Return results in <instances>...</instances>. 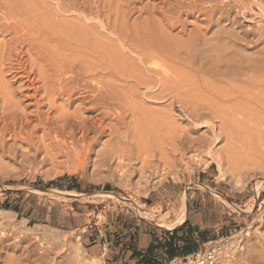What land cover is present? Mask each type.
I'll use <instances>...</instances> for the list:
<instances>
[{
  "label": "bare ground",
  "instance_id": "obj_1",
  "mask_svg": "<svg viewBox=\"0 0 264 264\" xmlns=\"http://www.w3.org/2000/svg\"><path fill=\"white\" fill-rule=\"evenodd\" d=\"M195 15L203 17L204 30L188 28ZM248 17L254 25L243 24ZM189 73L225 89L190 108L188 125L212 119L215 141H226L231 156L264 154V0H0V159L17 156L22 145L29 147L22 159L33 163L38 151L52 147L72 150L81 163L96 151L104 164L143 177L155 169L156 156L174 159L211 143L174 128L167 107L154 117L158 110L148 111L138 97L140 88L151 101L179 95ZM186 93L177 96L185 108ZM183 214L161 226L174 229ZM34 237L8 264L47 263ZM63 250L56 246L49 263L68 258Z\"/></svg>",
  "mask_w": 264,
  "mask_h": 264
},
{
  "label": "rangeland",
  "instance_id": "obj_2",
  "mask_svg": "<svg viewBox=\"0 0 264 264\" xmlns=\"http://www.w3.org/2000/svg\"><path fill=\"white\" fill-rule=\"evenodd\" d=\"M202 18L198 15L191 17L188 28L193 31L197 27L196 25L201 24L198 27L204 30L205 22ZM253 22V19L248 17L244 19L243 24L254 25ZM214 30H209L207 33L209 32L208 34L211 35ZM183 36L181 38L186 41L187 36ZM254 51L249 52L253 53ZM175 71L177 73L178 69ZM146 75L149 77L148 74ZM189 75H187L186 84L189 82L187 85L190 90L185 85V89L179 91V95L188 92L185 95V98L187 96L186 99L184 98L185 100H189L191 96L194 97L189 102L184 100V103L189 104L187 108L183 107L184 104L178 101L179 97L177 96L179 95L173 92H169L172 95L168 96V100L165 99V102L163 100L157 102L153 99L151 101L149 96L144 98L146 94L143 91L144 88L138 90L140 92L138 97L146 102V106L150 105V107L145 106L148 111L152 110L153 112L155 109L159 111L155 110L157 112H153V115L159 113V116L162 111H166L164 109L167 107V114L172 116L171 120H175L170 121L172 124L177 122L173 124V127L178 125L181 129L185 128L190 136H194L193 138L203 135L202 137L205 136L204 138L208 139L207 144L209 140L211 141L208 144L210 146L207 145L203 149L200 148L201 150L194 151L192 154L195 157L187 151L177 152L176 154H183L184 157L179 158V155L175 154L174 159V154L170 155L169 153L170 156H167V161L161 159L160 156H156L155 160H152V164H154L157 171L150 169L149 172L147 171L148 174L146 173L143 177L138 172V174L136 173L131 177L129 174H123L118 169L116 171L115 166L111 167V164L106 165L101 160L96 159V151L87 156L84 159L85 161L82 160L83 163H81V161L76 160L78 157L74 155L72 150L67 148H62V150L58 147L53 149L54 147H52L51 151L48 150L50 154L45 151H38V154L42 153L37 154L38 161L35 160L34 163L36 164H34V159L30 161L22 159L25 152L22 149H26L28 146L25 145L26 147H24L21 144L23 148L17 151V156L11 155L12 158L10 155H5V157H2L0 159V264H8L10 260L7 262V259L12 257H21L24 247L33 241L34 236L42 241L41 247H38V252L42 255L47 254L48 260L45 258L47 263L45 259L43 260L46 264L49 261L52 263L49 258L56 256V246L62 248V250L64 248L61 251L62 256L68 257L63 260L58 259L56 264H73L75 262L73 258L76 256L80 259L83 258L84 264H135L121 263L119 261L120 254L116 253L117 250L110 249L108 243L114 239V231L120 234V227L124 223H130L134 226L138 224V221L142 225L152 226L160 231H167L165 227L160 225H171L178 221L184 205L187 208L185 221L190 219V215L196 216L198 214L195 213L196 207H188L194 206L195 203L203 205V207H200L203 209V218L205 221L208 220L210 224L208 226L210 228L208 230L211 231L208 232L211 239L209 242H213L219 249L221 257L226 259L225 264H264V157H262L264 154L260 151L262 154H258L259 156L252 154H248L250 156H247V154L231 156L230 147L226 146V141L223 140L221 143L215 141L212 133V128L214 129L212 119H202L201 122L193 124L192 127L188 125L191 120L189 117L191 114H188L191 111L190 108L198 106L204 101L205 104L207 101L209 103L213 98L211 93L225 89V86L215 81L212 82V79L210 80L206 76ZM157 85L160 86V83ZM156 87L158 90L156 88L154 91L158 93L160 87ZM173 94L176 95L175 98ZM177 101L178 106L176 105ZM169 105L172 106V109ZM182 107L184 110H182ZM171 111L175 116L171 114ZM152 112L150 113L152 114ZM158 116L154 115V117ZM188 128L189 130H187ZM169 143L171 144V142ZM52 150L55 152L51 153ZM68 151L71 155H68L70 158L66 156ZM55 153L58 155H55L57 158L63 155L57 159L54 156ZM52 154L54 157H51ZM45 157L46 161H43ZM157 157L162 161L157 160ZM54 158L57 161H53ZM20 161H23V163ZM168 161H171V163ZM157 163H159L161 169ZM165 163H169V165ZM135 164L133 166L138 169L142 163L139 161ZM106 166H109V168ZM67 176L74 177L78 181L79 187L87 190V192H67L58 189L42 190L35 187V185H48L59 178ZM208 179L213 181H208ZM259 184L261 185L259 186ZM106 187H109L110 191H106ZM174 188L184 194L180 195V199L177 200L182 201L183 196L187 197L185 204L176 203L174 206L168 201V198L161 203V200L151 202L146 199V197L152 199L157 193L165 189L174 191ZM214 188H217V191L213 190ZM9 193H13V195H9ZM15 198L20 200L22 214L8 210L5 207L10 200ZM143 204L146 206H143ZM211 210L213 211L211 212ZM144 213L148 216L143 215ZM231 219L239 223L230 226V230L224 234L219 233L217 236L214 232V226L216 227V225ZM53 248H55L54 251ZM60 260L63 262L61 263Z\"/></svg>",
  "mask_w": 264,
  "mask_h": 264
},
{
  "label": "trees",
  "instance_id": "obj_3",
  "mask_svg": "<svg viewBox=\"0 0 264 264\" xmlns=\"http://www.w3.org/2000/svg\"><path fill=\"white\" fill-rule=\"evenodd\" d=\"M36 188L42 190L58 189L60 191L78 193H85L87 190L79 187L78 181L74 177H63L56 181L51 182L48 185H35ZM106 191H110L109 187H106ZM13 195V193H9ZM21 195V194H20ZM6 209L22 214L20 200L15 198L10 200L5 206ZM126 224L120 228H125ZM131 227H134L133 225ZM138 228L135 227L133 233L137 234ZM124 237L127 239L133 236L129 233H125ZM211 239L208 236V232L199 231L196 227L192 226L190 220H187L181 227L174 229V231L161 230V235H153L152 241L145 250H139L137 246L130 248L132 255L131 260L136 264H168L169 262L177 258H185L191 254L199 251L202 244H206Z\"/></svg>",
  "mask_w": 264,
  "mask_h": 264
},
{
  "label": "crops",
  "instance_id": "obj_4",
  "mask_svg": "<svg viewBox=\"0 0 264 264\" xmlns=\"http://www.w3.org/2000/svg\"><path fill=\"white\" fill-rule=\"evenodd\" d=\"M209 178H211V176H209ZM208 181H213L212 179H208ZM174 191H171L170 189H165L159 193L156 194V196H154L152 199H149V197H146L147 200L151 201V202H154L155 200L157 201H160L163 202L166 198H168L172 205L175 206V204H185V200H187V197L186 196H183V200L180 201V200H177V199H180V195H184L180 192L177 191V189L175 190V188L173 189ZM213 190H216L217 191V188H214ZM162 197V198H161ZM175 199V200H171V199ZM156 203V202H155ZM145 204H143L144 206ZM153 205V204H152ZM146 206V205H145ZM150 207H154V206H150ZM158 207V206H157ZM186 206L184 205L183 207V210H184V214H183V217L180 221V223L176 226L177 228L181 227L184 223L187 222V220L185 221V213L187 211V208H185ZM188 207H196L195 208V213L197 214L196 216H192L190 215V223L192 226L196 227L197 229H199V231H206V232H211L209 231L208 229H210L208 226L210 225L209 224V221H205L204 218H203V209H201L200 207H203V205L199 204V203H195L194 206H188ZM182 210V208L180 209V211ZM191 211V210H190ZM213 210H211L212 212ZM193 217H195L193 219ZM241 222V221H240ZM138 224L137 225H134V227H131L132 225L130 223H126V226L125 228H122L121 230V233H117V231H114L115 232V235H113V238L112 240H110V242L108 243L109 244V247L110 249H114V250H117L116 253L117 254H120V262L121 263H135L133 260H131V255H132V252L130 250V248L134 245V246H137V248L139 250H145L147 249V247L149 246V244L151 243L152 241V237L154 234L160 236L161 235V231L157 228H154V227H149L147 225H142L139 221L137 222ZM239 222L238 221H235V220H226L224 221L223 223L221 224H218L216 225V227L214 226L215 228V231L217 236L220 234H224L225 232H227L228 230H230V226H234L236 224H238ZM161 226V225H160ZM135 227L138 228L137 230V234L133 233L134 230H135ZM163 227V226H161ZM166 228V227H165ZM167 229V228H166ZM176 229V228H174ZM174 229H167V231H174ZM172 230V231H171ZM125 233H129L130 235L133 236V239H131V237H128L127 239L124 237ZM204 246V244H202L200 246V249H202V247ZM105 247V245H104ZM199 249V250H200ZM136 264V263H135Z\"/></svg>",
  "mask_w": 264,
  "mask_h": 264
},
{
  "label": "built area",
  "instance_id": "obj_5",
  "mask_svg": "<svg viewBox=\"0 0 264 264\" xmlns=\"http://www.w3.org/2000/svg\"><path fill=\"white\" fill-rule=\"evenodd\" d=\"M203 247L194 254L177 258L168 264H221V253L213 242H208Z\"/></svg>",
  "mask_w": 264,
  "mask_h": 264
}]
</instances>
